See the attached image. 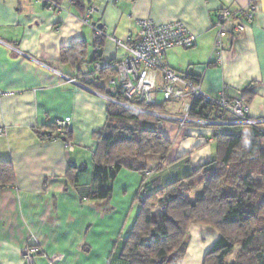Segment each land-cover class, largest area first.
Segmentation results:
<instances>
[{
	"label": "crops",
	"instance_id": "crops-1",
	"mask_svg": "<svg viewBox=\"0 0 264 264\" xmlns=\"http://www.w3.org/2000/svg\"><path fill=\"white\" fill-rule=\"evenodd\" d=\"M251 1L54 0L51 8L46 0H0V160L10 162L13 174L12 184L0 189V264H27L21 251L29 245L36 249L32 264H128L120 257V236L136 216L141 175L121 170L109 198L88 197L94 189V133L107 120L109 99L103 88L114 87L113 76L102 74L88 88L67 78L90 71L95 56L102 62L126 58L122 44L136 37L138 20H180L195 40L188 48L167 49L165 65L197 76L208 95H239L249 117L264 118V0H256L259 11L244 32L224 36L221 59L214 54L217 13ZM89 7L93 11L86 23ZM97 29L103 34L95 41ZM80 41L85 43L84 60L74 61L76 47L66 50L70 60H62V50ZM187 102V97L168 101L166 114L180 112ZM67 117L72 149L63 139L40 138L51 122ZM223 127L225 132L243 131ZM163 131L171 148L162 168L154 169L160 164L157 155L146 156L150 178L161 185L216 155L208 125L179 127L165 121ZM71 173L77 174L74 183ZM133 204L136 210L126 225ZM188 231L181 264H202L218 232L198 224Z\"/></svg>",
	"mask_w": 264,
	"mask_h": 264
},
{
	"label": "trees",
	"instance_id": "trees-1",
	"mask_svg": "<svg viewBox=\"0 0 264 264\" xmlns=\"http://www.w3.org/2000/svg\"><path fill=\"white\" fill-rule=\"evenodd\" d=\"M102 34V30L98 32L95 41ZM74 47L77 48L74 61L84 60L83 41L64 48L62 60H70L66 50ZM91 61L100 59L95 56ZM102 74L115 78L113 68L103 69L96 78ZM180 74L199 83L195 75ZM112 85L113 88H103L109 99L107 120L94 133L97 141L92 172L94 189L88 197L109 198L121 170L141 175L134 197L136 216L129 230L120 236L121 259L128 264H181L189 226L198 224L215 229L219 235L206 251L202 264H264V132L255 127H250L248 133L225 132L223 126H247L229 123L232 118L217 107L193 101L190 113L212 121L207 125L213 128L216 155L161 185L158 178H150L146 156L159 157L155 171L162 168L167 158L171 143L154 113L166 114L165 104L170 100H157L148 108L137 99L127 98L116 84ZM53 122L48 132L57 136ZM40 138L46 139L44 135ZM62 138L67 141L69 132ZM76 178L77 174H72L71 182ZM12 182L10 162L0 160V189ZM233 250H236L234 258L226 261Z\"/></svg>",
	"mask_w": 264,
	"mask_h": 264
},
{
	"label": "built area",
	"instance_id": "built-area-1",
	"mask_svg": "<svg viewBox=\"0 0 264 264\" xmlns=\"http://www.w3.org/2000/svg\"><path fill=\"white\" fill-rule=\"evenodd\" d=\"M51 8L56 6L54 0H46ZM93 11L89 7L86 11L84 22L88 23V16ZM259 11L256 0L234 11L223 8L217 13L218 33L214 43V54L221 59L224 47L223 38L231 33L234 36L244 32L252 23L254 15ZM138 31L136 37L129 44H122L128 52L126 58L119 62L95 61L90 71L77 77L67 78V81L88 88L98 74L105 68L115 70V78L112 83L123 89L124 95L130 99H137L145 107H152L157 103V94L162 93L163 99L173 100L188 98V102L182 105L178 113L165 114L154 113L158 118V125L163 126L165 121H172L179 127L193 124H210L212 121L193 116L190 111L193 101L201 104H209L228 114L232 120L229 123L255 127L264 132V118H251L248 115V107L240 99L233 96L228 99L220 92L216 96L206 94L199 83L193 82L185 75L169 68L164 63L165 51L172 47L188 48L193 45L195 36L184 26L180 20L157 24L150 19L137 21ZM100 33L101 30L97 29ZM120 43V42H119ZM159 80L160 84L159 85ZM4 93L0 90V97ZM56 133L46 132L44 137L49 140L62 138L70 130V118L54 120ZM3 130L0 128V135ZM66 147L72 149L71 143L64 140ZM35 248L25 246L22 257L27 264H32V255Z\"/></svg>",
	"mask_w": 264,
	"mask_h": 264
},
{
	"label": "rangeland",
	"instance_id": "rangeland-1",
	"mask_svg": "<svg viewBox=\"0 0 264 264\" xmlns=\"http://www.w3.org/2000/svg\"><path fill=\"white\" fill-rule=\"evenodd\" d=\"M157 96H158V101H161L162 99H163V96H162V93H158L157 94ZM250 130V126H247V127H243V131L245 132V133H248V132H250L249 131ZM116 194H113L112 195V198H114L113 200H112V202L115 200V198H116ZM108 201H109V199H108ZM136 206V205H135ZM136 210V208L134 207V204H133V208H132V206H131V210H129L128 211V213H129V215H128V217H127V219H126V225H128L129 224V222L131 221V219H132V217H133V213H134V211ZM155 214H158V209H156L155 210ZM235 252H236V250H233L228 256H227V258H226V261H231L233 258H234V255H235Z\"/></svg>",
	"mask_w": 264,
	"mask_h": 264
},
{
	"label": "water",
	"instance_id": "water-1",
	"mask_svg": "<svg viewBox=\"0 0 264 264\" xmlns=\"http://www.w3.org/2000/svg\"><path fill=\"white\" fill-rule=\"evenodd\" d=\"M61 139H63V138H61ZM63 140H64V139H63ZM173 256H174L173 254L169 256V258H168V262H169V263H172Z\"/></svg>",
	"mask_w": 264,
	"mask_h": 264
}]
</instances>
